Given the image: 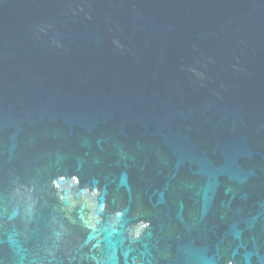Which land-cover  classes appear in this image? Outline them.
<instances>
[{
    "label": "water",
    "instance_id": "obj_1",
    "mask_svg": "<svg viewBox=\"0 0 264 264\" xmlns=\"http://www.w3.org/2000/svg\"><path fill=\"white\" fill-rule=\"evenodd\" d=\"M0 264H264V0H0Z\"/></svg>",
    "mask_w": 264,
    "mask_h": 264
}]
</instances>
